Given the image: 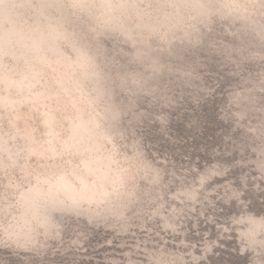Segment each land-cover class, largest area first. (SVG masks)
<instances>
[{"label":"rangeland","instance_id":"rangeland-1","mask_svg":"<svg viewBox=\"0 0 264 264\" xmlns=\"http://www.w3.org/2000/svg\"><path fill=\"white\" fill-rule=\"evenodd\" d=\"M0 264H264V0H0Z\"/></svg>","mask_w":264,"mask_h":264}]
</instances>
